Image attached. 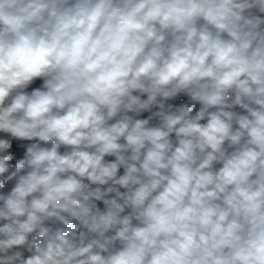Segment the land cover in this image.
<instances>
[{
	"label": "clouds",
	"instance_id": "obj_1",
	"mask_svg": "<svg viewBox=\"0 0 264 264\" xmlns=\"http://www.w3.org/2000/svg\"><path fill=\"white\" fill-rule=\"evenodd\" d=\"M0 264H264V0H0Z\"/></svg>",
	"mask_w": 264,
	"mask_h": 264
}]
</instances>
